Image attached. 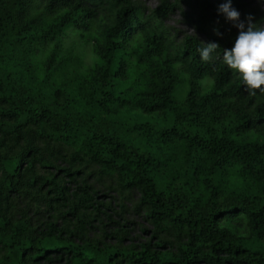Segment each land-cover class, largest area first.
Masks as SVG:
<instances>
[{
	"label": "trees",
	"instance_id": "16d2710c",
	"mask_svg": "<svg viewBox=\"0 0 264 264\" xmlns=\"http://www.w3.org/2000/svg\"><path fill=\"white\" fill-rule=\"evenodd\" d=\"M137 15L127 0H0V264H264V91L220 45L202 61ZM52 161L60 180L41 174ZM85 168L137 194L153 241L125 245L118 223L88 237L113 222ZM20 200L66 211L35 223Z\"/></svg>",
	"mask_w": 264,
	"mask_h": 264
},
{
	"label": "rangeland",
	"instance_id": "374dc122",
	"mask_svg": "<svg viewBox=\"0 0 264 264\" xmlns=\"http://www.w3.org/2000/svg\"><path fill=\"white\" fill-rule=\"evenodd\" d=\"M133 9L138 12V18L141 21H151L156 24L159 29L166 33L176 44H182L186 38H193L198 42L200 48L203 43H216L224 49L225 37L231 36L236 38L238 35L237 29L231 24L225 22L222 17L215 19L210 18V14L217 10L218 5L223 0H127ZM207 3V8L204 16L201 13L200 4ZM232 7L240 13V20L245 21L247 18H252V23H256L257 27H264V0H231ZM93 14L102 18L100 11L88 6ZM218 29L220 35H216L213 29ZM86 59H91V53L88 48H85ZM222 51V55H223ZM219 59V55H215ZM264 102V96L261 100ZM65 161V160H64ZM64 161L51 163V167L44 169L41 174L46 172L56 173L58 180L62 179V173H58L57 169H67L68 164ZM82 176L87 184L91 186L96 194V199L101 205V211L110 214L113 224L105 223L106 227L100 225L99 222L92 224V229L88 233L91 240L97 241L108 235L111 231L117 228V224L121 225L126 231L125 245L129 242L134 244L153 241V232L144 215L135 209L137 194L130 193L120 195L111 186L110 182L98 177L95 171L91 168L82 169ZM71 187V186H70ZM28 200H20L17 204V213H27L35 223L51 220L59 216L64 209L42 210L41 208L35 214V208H29ZM34 209V210H33ZM102 219L101 216H99ZM237 235L245 236L243 229H235ZM109 242V240H106Z\"/></svg>",
	"mask_w": 264,
	"mask_h": 264
},
{
	"label": "clouds",
	"instance_id": "9594fccd",
	"mask_svg": "<svg viewBox=\"0 0 264 264\" xmlns=\"http://www.w3.org/2000/svg\"><path fill=\"white\" fill-rule=\"evenodd\" d=\"M217 14L238 31L232 47L223 51V65L233 71L250 95H254L255 90L264 91V27H257L251 17L247 18V25L241 21L231 0H223L218 5ZM213 32L220 35L218 29L214 28ZM202 44L203 47L198 49L200 59L208 61L219 46L216 43Z\"/></svg>",
	"mask_w": 264,
	"mask_h": 264
}]
</instances>
